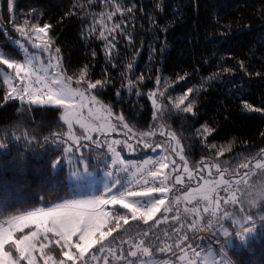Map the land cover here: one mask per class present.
Returning <instances> with one entry per match:
<instances>
[{"label": "trees", "instance_id": "16d2710c", "mask_svg": "<svg viewBox=\"0 0 264 264\" xmlns=\"http://www.w3.org/2000/svg\"><path fill=\"white\" fill-rule=\"evenodd\" d=\"M133 5L134 11L128 12ZM70 10L75 14L66 15ZM108 13H113L110 20ZM25 20L32 23L38 20L41 27L44 23L54 26L49 37H54L55 46L60 48L64 75L72 76L73 84H77L85 65L88 66L86 79L90 77L94 82L106 76L111 78L112 82L100 91L97 99L110 107L115 116L122 114L126 123L135 126V138L152 145L151 149H144L136 140L131 141L139 151L136 157L150 155L152 160L162 150L157 140L138 135L151 132L165 140L171 163L180 161L193 168L211 164L237 173L264 158V115L243 107V102H247L253 108H264V75H256L264 73V0H13L12 9L8 0H0V45L3 54L11 59L25 58L24 44L32 48L28 37L18 31L24 28L31 33ZM115 24H120L130 37L121 36V29L114 30ZM89 28L91 34H88ZM165 28L167 31H162ZM101 31L109 39L115 35L118 41L110 53V62L106 59L104 42L98 39ZM84 35L88 38H83ZM151 49L155 51L150 52ZM241 62L245 68H241ZM128 64L133 65L131 72L127 70ZM140 76L144 77L143 81L136 79ZM129 83L134 85L131 90ZM240 85L242 92L239 87L233 90ZM12 88L0 73V144L5 145L0 147V224L40 207H50L72 194L68 167L65 164L56 170L51 167L52 161L57 156L62 159L64 153L51 141L47 145L44 141L52 132L68 131L59 119L61 109L29 106L19 100L5 102L4 96ZM117 89L120 97L116 95ZM91 91L96 94L95 90ZM152 91H156L161 109L171 111L170 116L154 118L155 109L148 95ZM185 94L188 100L195 101L194 114L175 108V102ZM203 127L214 131L210 135L197 132ZM63 139L66 141L67 136ZM63 147L65 144L60 146ZM181 154L185 157L183 161ZM164 158L168 163V156ZM123 173L120 171L121 177ZM172 175L179 193L173 163ZM178 193L155 197L166 199L173 211V198ZM262 205L248 212L256 224L264 216ZM114 209L127 214L128 224L120 220V227H116V220L112 219L108 225L115 231L103 241L106 251L100 256H107L111 264L116 259L108 255L107 248L114 237L111 246L115 248L121 247L122 241L145 239V244H150L158 240L159 246L164 240L162 249L165 250L155 256L163 258L195 236L189 234L185 242L182 232L179 236L172 235L176 221L145 223L142 219L132 220L131 214L119 205ZM233 229L236 231L239 226ZM144 231L149 232L148 238L143 237ZM214 236L223 237L222 234ZM200 241L207 248L208 244L203 240L197 242ZM129 243H124L123 249L127 250ZM49 250L57 261L64 258L58 246H50ZM222 250L231 264H264V226L258 230V238L253 237L246 245L230 238L227 248ZM91 256L86 258L88 264L93 262ZM96 264H102L101 259ZM116 264L124 262L118 260Z\"/></svg>", "mask_w": 264, "mask_h": 264}, {"label": "snow or ice", "instance_id": "6c2138e0", "mask_svg": "<svg viewBox=\"0 0 264 264\" xmlns=\"http://www.w3.org/2000/svg\"><path fill=\"white\" fill-rule=\"evenodd\" d=\"M9 9L13 7V0H8ZM76 5H73L75 8ZM162 10V9H161ZM128 12L134 11V5L130 6L127 9ZM75 13L71 10L66 13V15H74ZM113 13L107 14V19H112ZM133 21L135 17H132ZM24 24L26 27L31 29V33L26 32L24 28L18 29L20 31L21 36H28L29 40L32 39V35L34 34L36 38L41 39V45H36L37 47H42L43 51L49 53L48 56V64L50 68L58 69L51 73H46L45 76L34 77V72L31 67V61H28L25 64H20L15 62L12 59H4L0 58V63L7 65L9 69H14L15 77L6 76L5 82L7 83L9 80L16 79L19 83V87L13 88L12 92H9L4 96V101L10 100H19L22 103H27L29 106L35 105H45V106H55L57 109H63L64 113L59 117L65 124H67L68 131L66 133L60 132H52L49 136L44 137L45 144L47 145L49 141L52 144H55L57 150H61L65 154H70L73 152V145L68 144L66 147L60 148L61 145L66 144V141L63 139L64 136H67L69 140L73 141L74 144L77 145V150L79 147H86L87 145H79V140H87L92 141L98 148L103 146V143L99 140H93L91 135H88L89 131L88 127L81 123L79 119H76L75 122L80 124L81 128L85 129V134L78 137L73 132V120L75 118L76 109L79 105L75 98L80 97L84 98V91H80L79 88L73 89L68 86L69 81L72 80V76L63 75V66L60 56V48L55 46L54 37H49V32L54 27L50 23H44L43 26H39L38 20L35 23L30 22L29 20H25ZM222 27L228 28V25H223ZM115 29H121L120 24L114 25ZM88 34L92 33V29L89 28ZM162 31H167V29H162ZM42 34V35H41ZM227 33H221V35H226ZM111 35V33H110ZM121 36L130 37V33H127L125 30L121 29ZM47 38V39H44ZM83 38L87 39L88 36L84 35ZM98 39L102 40L105 44V55L106 59L110 62V53L113 49H115L116 40L115 35H112V38L109 39L105 36V32L101 31L99 33ZM129 42L130 39H129ZM155 49H151L150 52H154ZM163 51V48L161 49ZM96 55L95 50L92 51V56ZM139 55V52L136 53ZM151 59V55L149 57ZM224 59L223 57L221 58ZM55 61V63H53ZM116 65L113 64V67ZM241 68H245L243 62H241ZM133 69L132 64L127 65V70L131 72ZM223 71H230V69L223 68ZM248 75H251L248 73ZM256 75H264V73H256ZM88 76V66L85 65L79 72V78L76 83L79 85L83 82V86L86 91L95 90V95H92L91 99L94 103H100L97 100V95H99L100 91L105 89L108 84H110V77H102L101 79H97L94 82L90 77L86 79ZM124 76V73H121V77ZM136 79L143 81L144 77H136ZM160 83L159 78H157V84ZM123 87V85H122ZM134 87L131 83H129V90ZM240 88V91H243L242 85L234 86ZM193 89H188V92L191 93ZM14 93V94H13ZM117 97H120V89L116 90ZM139 95V93H137ZM149 98L152 99V104L156 111L154 112V118L159 117H167L171 115V111H163L161 106L157 104V100L153 97L156 93H148ZM163 96V93H160ZM188 100L187 94L182 95L178 101L175 102V108L178 111H183L186 113L194 114V100H188L185 105V101ZM181 105H185L181 108ZM243 107L249 111L259 112L264 115V108H253L252 105L247 102H243ZM108 113V116H112V110L110 107H106L105 109ZM116 120H118L123 128L124 136L127 138L123 141L114 140L111 143H107V148L110 153H112V164L113 165H125L126 162L121 158V153L116 150L113 145L123 144L125 148H127L130 152L135 151V147L132 143H129L134 137H136L133 128L128 123L125 122L124 116L117 115ZM59 126V125H58ZM92 131H100L99 128H93ZM112 131L116 130V126L112 125ZM203 132L205 134L210 135L214 129L203 127V129H197V132ZM152 135L151 132L141 133V136H149ZM161 135H164L162 132ZM19 139V137H17ZM33 140L36 137H32ZM137 145L142 144L144 149H151L152 145L147 141L136 138ZM0 147H5L4 144H0ZM160 147V145H157ZM215 147V145H213ZM155 151V149H152ZM71 157H69V160ZM166 158H162L157 161L159 163L160 168L152 170L148 173L154 180L161 175L160 169L168 168V163L163 162ZM180 159L183 161L185 159L184 155H180ZM76 160L79 163L84 165L82 171L73 172L71 175L75 178V181L83 186H88L90 180L92 179L91 173L88 171L89 165L87 163V155L81 154L79 157H76ZM173 167H175V161H172ZM64 164L60 156L52 161L51 167L53 170L58 168H63ZM117 171L127 172V167L118 168ZM107 176L112 177L111 181L104 185V194L100 196L92 195L87 198H77L71 200H64L61 203H56L51 207H40L35 211L27 212L24 216H14L11 217L5 227L4 225H0V264H36V260L34 258V253L37 251V243L39 242V238L43 237V240H48V234L51 233L58 239L55 240V245L59 247L62 252V255L66 259H62L59 261V264H67L69 261H81V264H88V261L85 259V254L89 253L94 246L99 245L97 248V252L104 253L106 251L105 245L102 243L107 237L112 236L115 228L108 226L110 221L109 217H112L116 220V227H120L119 221L123 220L124 224H128V216L127 214L119 213L118 210L113 209L111 211L106 210L109 205H119L122 209H126L131 214L132 220H144L145 223L147 221L153 220L157 213L161 212V207L165 205L164 198H156L153 196L154 193H160L161 197L168 191V189L164 186V181H160V186H151L147 187L145 190L137 191L134 190L130 186H126L122 183L121 179L118 176H113L111 172L106 173ZM179 181V177H177ZM119 185L120 187H117ZM55 187V186H54ZM115 189V191H113ZM59 188L57 187V191ZM213 191L212 188L202 189L203 199L208 200L210 198V193ZM258 195L264 196V186H262L258 190ZM140 198V199H136ZM149 198V199H143ZM228 203V201H224ZM231 202L235 204L236 198L233 196L231 198ZM217 208H219V203H217ZM262 210H264V205H262ZM165 212L170 211V209L165 208ZM195 211V210H193ZM209 208H204V212H208ZM243 212V209H241ZM212 215L216 216V209L212 210ZM42 218L41 220L36 222L35 231H30L27 234H22L20 236H16L17 232L23 233L24 229L30 228L32 224L31 221L36 220L37 218ZM229 219V213L225 211L223 216L218 217L215 221L209 220L206 225V230H215L217 234L222 233L224 236V241L221 244V249H225L228 246L229 238H235L239 240V243L242 245H246L253 237L258 238V230H261V226H264V216H261L260 223L256 224L254 216L252 214H248L244 217L242 222H239L240 231L229 232L228 228L224 227L222 223L223 220ZM235 222V221H233ZM198 224L197 219H193L191 223L187 225L189 229H195ZM127 231V230H125ZM143 237L148 238L149 232L144 231ZM189 237L187 234L183 236V241H187ZM115 241V237L112 242H109V247L107 248V253L111 257L116 260H121L124 264H137L136 260L129 259V257H137L138 252L143 253L144 255H150V250L148 247H144L145 239H141L139 243L135 241L127 242L122 241L120 248L112 247V243ZM51 243V241H49ZM124 243H129V247L127 250L123 249L122 245ZM6 245L10 247L6 250ZM48 247V244L40 243V252L44 253V249ZM188 248L191 249V245H188ZM73 249L76 251L73 252ZM165 249H161L164 251ZM169 251L172 249L169 248ZM126 251V255H125ZM183 251V248H181ZM193 257L198 258L200 253L195 249H192ZM92 259H98L95 253L91 256ZM48 259H51L49 257ZM48 259L45 260V264H48ZM180 260H185V256H180ZM104 264H111V261L104 257ZM187 264H197V260L189 259ZM213 264H216L214 261ZM219 264H225L224 260L219 261Z\"/></svg>", "mask_w": 264, "mask_h": 264}, {"label": "rangeland", "instance_id": "374dc122", "mask_svg": "<svg viewBox=\"0 0 264 264\" xmlns=\"http://www.w3.org/2000/svg\"><path fill=\"white\" fill-rule=\"evenodd\" d=\"M41 43V39L36 38L35 35H32L31 40H29L28 38V44H30L32 48L24 44L27 49H25V58L23 60H12L20 64H25L28 61H31L32 68L39 67V69L47 73L58 70L49 67V53L45 51L42 52L43 48L36 46L41 45ZM0 58L9 59V57L3 54L1 45ZM53 63H55V61H53ZM0 73H2L4 78L6 76L15 77L14 69H9L7 65H4L2 63H0ZM64 74L65 72L63 71V75ZM15 80L16 79L9 80L6 84L10 88H12L14 87ZM67 83L70 88H79L80 91H84L85 93L83 99H81L80 97L75 98L76 102L82 106H79L76 109L75 118L73 120V132L78 137L85 134V129L81 128L80 124L75 122L76 119H79L81 123L85 124L88 127V135H92L93 132L91 130L93 128L90 127L92 126L91 121H96L97 119H106L110 121V126L107 127V129L102 133L104 136L102 135L103 137L97 139L102 143L106 141V143H103V146L99 148L95 144H93L92 141L80 139L79 145L87 146L79 147V150H77V145L67 137L65 147L68 144H72L73 152L70 154L64 153L62 162L68 167L69 170V180L72 184V194L68 197L57 200L51 206H54V204L56 203H61L64 200L87 198L92 195H103L104 185L109 183L112 179V177L107 176L106 173L111 172L113 176H120V171H117L115 169L116 165L112 164L113 157L112 153L108 151L107 143H111L114 140L123 141L127 139L123 134L125 129L123 128L122 124L118 120H116L115 114H113L112 116H108L107 111L103 108L104 106L101 103H94L92 101L91 97L94 94L91 90L86 91L82 85L73 84L72 81H69ZM152 93H156V91H152ZM153 98L157 100V104L159 105L157 95H155ZM63 113L64 110L61 108V114L63 115ZM158 117L159 116H157L156 118ZM112 125L116 126L115 131L111 130ZM134 140H136L135 137L130 140L129 143H133L131 141ZM113 146L117 151L121 153V158L123 157L122 155L128 154L129 157L126 158L127 161L133 160V157H130V151L125 148L123 144H116ZM92 150L98 151L93 152ZM81 154L87 155V163L89 165L88 171L92 175V179L90 180L88 186H83L77 183L75 181V178L71 175L73 172L83 170L84 165L76 160V157H79ZM69 157H71L70 160ZM150 157L152 156L144 155L141 160L146 163ZM163 162L167 163L165 159ZM175 165V178L176 181L180 184L179 194L176 195V198H173V206L175 208H173V211L170 210L165 212V208L169 209V202L165 199V205L161 207V212L158 213V215L162 213L164 214L161 217L155 216L153 220H159V223L168 220H171L173 222L176 221V225L172 230V235L175 234L173 237H175L176 235L179 236L180 232H182L184 235L187 234V236L189 234H195V236L192 239L188 240V242H186L184 245L182 244L178 246L179 248L176 251L170 253L166 257H155L156 254L161 252L164 240H162V243L159 246L158 240H154L150 244L143 245L144 247L149 248L150 255H144L143 253L138 252L137 257H129V259L136 260L137 264H187V261L189 259L197 260V264H213L214 261L216 262V264H219V261L221 260H224L225 264H231L229 258L226 257L225 253L221 249V244L225 239L223 234L220 233L223 237L214 236L217 234V232L215 230H206V225L209 220L213 221V223L215 224L216 219L223 216V213L227 211L229 213V219H225L222 221L224 227L228 228L230 233L240 231V228L236 231H233V228L239 226V222H242L244 217L250 214L248 212L251 209L264 204V196L258 195V190L262 186H264V158L255 161L253 164L247 165L244 170H240L237 173L221 170L219 166L211 164H204L203 166L193 168L188 166V164L181 163L180 161H175ZM160 172L161 175L159 177L164 182H166L167 168L160 169ZM177 177H179V181L177 180ZM117 187L120 186L117 185ZM205 188L213 189L208 200L203 199L202 189ZM113 191H115V189ZM233 196H235L237 201L235 204L231 202V198ZM226 200L228 201V203L224 202ZM217 203H219V208H217ZM115 206L116 205H109L107 206L106 210L111 211L115 208ZM206 207L209 208L208 212H204V208ZM213 209H216V216L212 215ZM241 209H243V212H241ZM194 218L198 220V224L194 230L189 229L187 225L191 223ZM41 219L42 218L38 217L36 220L31 221L30 223L32 224V226L30 228L24 229L23 233L17 232L15 235L20 236L22 234H27L30 231L37 230L35 227L36 222ZM112 219V217H109V221H111ZM7 222L8 220L2 221L0 225H4L5 227H7ZM56 239L58 238L51 233L48 234L47 241L43 240V237L39 238V242L37 243V251L34 253L36 264H45V260L49 257H51V259H48V264H59V261L56 260L54 254L49 250L50 246L55 245ZM140 240L136 241V243H139ZM199 240L205 241L208 244L207 248H203V242H197ZM49 241H51V243H49ZM40 243L48 244V247L44 249V253H41L39 250ZM188 245H191V249L188 248ZM9 247V245H6V250ZM97 248H99V245L94 246L93 249L89 251V253H86L85 259L88 258L89 255L95 253L98 259H101L102 264H104V258H101L100 253L97 252ZM181 248H183V251H181ZM192 249H195L200 253V256L198 258L193 257ZM54 251H56V248H54ZM75 251L76 250L73 249V252ZM182 255L185 256V260L183 261L180 260V256ZM98 259H93L92 264H96ZM116 261L113 260L112 264H116ZM67 264H81V261H69L67 262Z\"/></svg>", "mask_w": 264, "mask_h": 264}, {"label": "built area", "instance_id": "2783aa9c", "mask_svg": "<svg viewBox=\"0 0 264 264\" xmlns=\"http://www.w3.org/2000/svg\"><path fill=\"white\" fill-rule=\"evenodd\" d=\"M34 72V77L39 76L43 77L47 72L39 69V67L32 68ZM19 87V83L14 85L13 88ZM13 88L11 89L10 92H12ZM14 94V93H13ZM140 137L143 138H148L152 140H157L162 144V150L157 153L152 160L148 164H131L127 166L128 171L123 173V184L126 186L132 187L134 190L141 191L145 190L147 187H151L153 185L155 186H160V181L162 180L160 177L156 178L155 180L148 175V173L152 170L159 169L160 165L157 163V161L161 160L164 158V156H168V168H167V181L164 182V186L168 189V191L163 195V196H169L173 192L177 191V187L175 185V182L173 180V175H172V163L170 160V155L168 151V147L165 143V140L156 138L153 135L149 136H141V134H138ZM178 193V191H177ZM179 194V193H178ZM153 196H161L160 193H154ZM140 199V198H136ZM143 199H149V198H143Z\"/></svg>", "mask_w": 264, "mask_h": 264}, {"label": "crops", "instance_id": "0c3cea01", "mask_svg": "<svg viewBox=\"0 0 264 264\" xmlns=\"http://www.w3.org/2000/svg\"><path fill=\"white\" fill-rule=\"evenodd\" d=\"M100 103L104 106V107L103 106L102 107L104 109H106L107 106H105L101 101H100ZM109 122L110 121L109 120H106V119H97L96 121H91L92 126H90V127H92V128H99L100 129V131H93L92 132V135L91 136L93 137V139L97 140V139H99V138H101V137L104 136L102 133L107 129V127L110 126L109 125ZM138 152L139 151L137 149H135V151H131L129 153L130 154V157H133V160L132 161H127L126 158L129 157L128 154L122 155L123 156L122 158L125 160L126 164L123 165V166L116 165L115 169H118V168H121V167H127L128 165L137 164V163H140V164H144L145 165V164H148L151 161V160H148L146 163H144L141 160V158L136 157L138 155ZM119 178L121 179V181L123 180V177L119 176Z\"/></svg>", "mask_w": 264, "mask_h": 264}]
</instances>
